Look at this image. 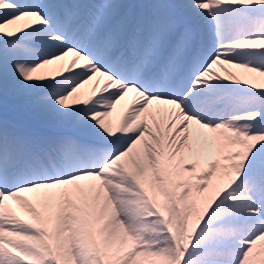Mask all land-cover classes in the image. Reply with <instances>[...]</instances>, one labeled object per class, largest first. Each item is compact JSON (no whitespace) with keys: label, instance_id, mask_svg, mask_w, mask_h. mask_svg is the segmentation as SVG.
I'll return each instance as SVG.
<instances>
[{"label":"snow or ice","instance_id":"snow-or-ice-1","mask_svg":"<svg viewBox=\"0 0 264 264\" xmlns=\"http://www.w3.org/2000/svg\"><path fill=\"white\" fill-rule=\"evenodd\" d=\"M0 264H264V0H0Z\"/></svg>","mask_w":264,"mask_h":264},{"label":"bare ground","instance_id":"bare-ground-1","mask_svg":"<svg viewBox=\"0 0 264 264\" xmlns=\"http://www.w3.org/2000/svg\"><path fill=\"white\" fill-rule=\"evenodd\" d=\"M233 72L240 74V70H237V69H233Z\"/></svg>","mask_w":264,"mask_h":264},{"label":"rangeland","instance_id":"rangeland-1","mask_svg":"<svg viewBox=\"0 0 264 264\" xmlns=\"http://www.w3.org/2000/svg\"><path fill=\"white\" fill-rule=\"evenodd\" d=\"M217 70L219 71V69H217ZM231 71H233V69ZM221 75H223V73H221Z\"/></svg>","mask_w":264,"mask_h":264}]
</instances>
